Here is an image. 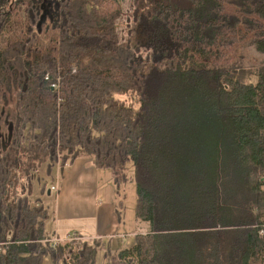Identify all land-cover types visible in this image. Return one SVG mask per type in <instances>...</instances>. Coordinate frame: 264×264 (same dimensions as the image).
<instances>
[{
    "label": "trees",
    "instance_id": "trees-1",
    "mask_svg": "<svg viewBox=\"0 0 264 264\" xmlns=\"http://www.w3.org/2000/svg\"><path fill=\"white\" fill-rule=\"evenodd\" d=\"M131 7L122 36L120 0H0V264L94 263L12 189L79 157L135 184L145 226L120 262L264 264V59L238 64L264 55V0Z\"/></svg>",
    "mask_w": 264,
    "mask_h": 264
},
{
    "label": "crops",
    "instance_id": "crops-1",
    "mask_svg": "<svg viewBox=\"0 0 264 264\" xmlns=\"http://www.w3.org/2000/svg\"><path fill=\"white\" fill-rule=\"evenodd\" d=\"M54 167L51 186L55 189L50 186L48 190L50 195L54 193L52 233L49 235L70 243L99 241L104 245L106 241L114 240V251H120L124 245L127 247L128 237H135L140 225L136 223L131 228L130 223L124 221L126 196L122 188L125 185L116 187L110 170L96 168L88 157Z\"/></svg>",
    "mask_w": 264,
    "mask_h": 264
},
{
    "label": "rangeland",
    "instance_id": "rangeland-1",
    "mask_svg": "<svg viewBox=\"0 0 264 264\" xmlns=\"http://www.w3.org/2000/svg\"><path fill=\"white\" fill-rule=\"evenodd\" d=\"M120 4L122 7V15L117 21V29L122 36H125L127 25L129 24L128 22H130L129 20L127 21V16L131 14V0H120ZM239 52L241 55H239L240 58H238V64L243 68V70L255 68L263 62L264 55L258 52L253 45H249L246 48H241ZM117 98L123 100V102L125 101L127 104L136 103V97L132 93H123L121 95H117ZM32 164V166H29V164H24L23 168H19V170L16 172V183L12 189L13 191L20 190L22 192H26L29 198V202H39L47 207L49 213L47 219L45 220V231L48 232L47 234H51L52 229H50V227L53 222L52 200L54 198V193L51 192L50 195L48 193V190H50V186L54 181L53 173L55 172V167L52 166L48 169L46 163L42 164L34 162ZM107 170L109 171V169ZM130 170L131 169L129 168L128 171L130 172ZM123 185L125 186L122 188V190L125 192L126 196V200L123 202L124 221L125 223H130L129 225H131V228H133V226H136V223L138 224V226L140 225L139 227L143 228L145 226L144 224H140L138 221L134 220V206L136 200L135 184L130 180ZM129 238L130 241L126 242L127 247L133 245L135 242L133 236H129L128 239ZM106 242L107 243L104 245L100 244L99 241H92L91 243H88L89 245L95 246L96 249V255L94 257L93 264H124L117 258V253L119 250H113V243H115L114 240H108ZM109 242L110 245L108 247ZM70 245H72L73 251L76 252V250L81 249L83 243L82 241L80 242L79 240H77L75 241V243H70ZM125 247V245L122 246V248ZM45 262L50 264L51 261H49V258L46 257L43 260V264H45ZM131 264H136V262L133 260L131 261Z\"/></svg>",
    "mask_w": 264,
    "mask_h": 264
},
{
    "label": "water",
    "instance_id": "water-1",
    "mask_svg": "<svg viewBox=\"0 0 264 264\" xmlns=\"http://www.w3.org/2000/svg\"><path fill=\"white\" fill-rule=\"evenodd\" d=\"M11 130H12V128H11V126H9V127H8V138H10V136H11V132H12ZM48 192H49V191H48Z\"/></svg>",
    "mask_w": 264,
    "mask_h": 264
},
{
    "label": "built area",
    "instance_id": "built-area-1",
    "mask_svg": "<svg viewBox=\"0 0 264 264\" xmlns=\"http://www.w3.org/2000/svg\"><path fill=\"white\" fill-rule=\"evenodd\" d=\"M53 86V85H52ZM51 189H55V186H51ZM57 241V239H54V243Z\"/></svg>",
    "mask_w": 264,
    "mask_h": 264
}]
</instances>
